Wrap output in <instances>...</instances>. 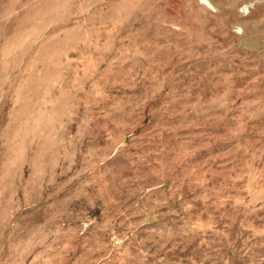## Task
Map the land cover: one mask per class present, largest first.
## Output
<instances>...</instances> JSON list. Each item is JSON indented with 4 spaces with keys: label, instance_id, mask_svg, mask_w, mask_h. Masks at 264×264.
Listing matches in <instances>:
<instances>
[{
    "label": "rangeland",
    "instance_id": "obj_1",
    "mask_svg": "<svg viewBox=\"0 0 264 264\" xmlns=\"http://www.w3.org/2000/svg\"><path fill=\"white\" fill-rule=\"evenodd\" d=\"M0 264H264V0H0Z\"/></svg>",
    "mask_w": 264,
    "mask_h": 264
}]
</instances>
